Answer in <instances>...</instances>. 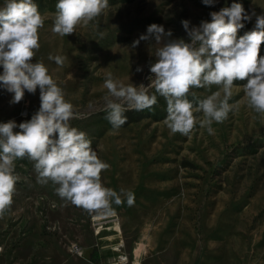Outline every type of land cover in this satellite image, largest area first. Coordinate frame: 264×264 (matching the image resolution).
<instances>
[{
    "label": "rangeland",
    "instance_id": "obj_1",
    "mask_svg": "<svg viewBox=\"0 0 264 264\" xmlns=\"http://www.w3.org/2000/svg\"><path fill=\"white\" fill-rule=\"evenodd\" d=\"M34 2L46 19L33 62L48 67L79 114L72 126L87 133L98 157L110 165L101 174L104 186L133 191L135 203L113 204L111 216L90 215L65 205L51 183H37L32 162L18 160L13 203L0 217V264H92L95 247L104 258L122 254L131 264L135 246L143 249L138 264H264V118L241 104L239 112L212 125L214 135L199 125L189 136L173 135L163 122L166 101L158 96L152 110L127 111V117L140 116L116 130L105 119L103 87L107 72L125 83L148 85L155 41L131 45L149 25H163L172 39L187 41L183 20L199 26L233 2L259 15L264 0H217L212 6L202 0H109L95 21L64 37L51 31L57 0ZM254 25L255 17L238 36ZM50 54L67 57L63 67ZM235 83L230 102L243 99L240 85L246 81ZM217 90L192 89L199 99ZM11 99L0 88V122L19 124L40 106L39 89L25 92L18 104Z\"/></svg>",
    "mask_w": 264,
    "mask_h": 264
},
{
    "label": "clouds",
    "instance_id": "obj_2",
    "mask_svg": "<svg viewBox=\"0 0 264 264\" xmlns=\"http://www.w3.org/2000/svg\"><path fill=\"white\" fill-rule=\"evenodd\" d=\"M216 2L202 0L206 6ZM108 7L109 0H57L51 31L61 37L72 35L77 26L87 27ZM210 16V21H201L199 26L190 27L188 20L181 22L187 41L172 39L171 30L153 23L132 42L135 48L141 41L154 40L155 62L150 64L147 86L125 83L112 72L105 74V119L113 129L127 123V111L152 110L158 96L166 101L163 122L173 135L189 136L197 125L214 135L212 125L239 112L241 104L264 118V56L260 55L264 13L246 11L242 3L233 2ZM253 17V29L238 36ZM45 19L34 0H4L0 6V88L12 94L11 104L20 103L25 92L35 94L37 89L40 101L29 120L0 122V217L11 208L19 180L16 162L24 159L33 163L37 183H51L65 205L90 215L111 216L115 213L113 204L121 206L126 200L129 207L134 206L135 194L104 186L101 174L110 165L98 157L87 133L72 126L79 114L65 99L48 67L43 61L33 62ZM48 59L63 67L67 57L50 54ZM136 71L142 69L137 67ZM236 81H246L240 85L243 99L230 102ZM213 86L218 90L203 99L192 91Z\"/></svg>",
    "mask_w": 264,
    "mask_h": 264
},
{
    "label": "crops",
    "instance_id": "obj_3",
    "mask_svg": "<svg viewBox=\"0 0 264 264\" xmlns=\"http://www.w3.org/2000/svg\"><path fill=\"white\" fill-rule=\"evenodd\" d=\"M138 244L139 243H142V242H137ZM136 249H138V253H139V255L138 256H136ZM141 249H142V247H140V246H135L134 247V249H133V260H131V264H136V263H139V261H140V259L139 258H141V256H142V251H141ZM143 250V249H142ZM97 251H98V254H99V259L97 260V261H95V262H92L91 260H90V258L88 259L92 264H95V263H98V262H103V263H108V264H110V263H113V262H115V261H121V257L122 256H124V255H122V254H119V257L116 259L115 257L116 256H114L113 257V260H110L109 258H104V256H103V254L101 253V251H99L98 249H97ZM100 252V253H99ZM109 252H114V251H109ZM117 255H118V253H117ZM128 263V261L126 260L125 261V263L124 264H127Z\"/></svg>",
    "mask_w": 264,
    "mask_h": 264
},
{
    "label": "trees",
    "instance_id": "obj_4",
    "mask_svg": "<svg viewBox=\"0 0 264 264\" xmlns=\"http://www.w3.org/2000/svg\"><path fill=\"white\" fill-rule=\"evenodd\" d=\"M125 115H126V114H125ZM126 116H127V115H126ZM139 116H140V115H137V116H135V117H132V116L127 117V123L130 122V120H135V119H137ZM127 123H125V124H127ZM98 259H99V254H98L97 248L95 247V248L93 249L92 254H91L90 260H91L92 262H95V261H97Z\"/></svg>",
    "mask_w": 264,
    "mask_h": 264
},
{
    "label": "built area",
    "instance_id": "obj_5",
    "mask_svg": "<svg viewBox=\"0 0 264 264\" xmlns=\"http://www.w3.org/2000/svg\"><path fill=\"white\" fill-rule=\"evenodd\" d=\"M121 261H115V262H113V263H110V264H124L125 263V261L127 260V257L126 256H122L121 258Z\"/></svg>",
    "mask_w": 264,
    "mask_h": 264
},
{
    "label": "bare ground",
    "instance_id": "obj_6",
    "mask_svg": "<svg viewBox=\"0 0 264 264\" xmlns=\"http://www.w3.org/2000/svg\"><path fill=\"white\" fill-rule=\"evenodd\" d=\"M98 217H99V216H98ZM98 217H96V218H98ZM96 218H95V219H96ZM119 229H120V228H119ZM0 249H1V248H0ZM136 264H138V263H136Z\"/></svg>",
    "mask_w": 264,
    "mask_h": 264
}]
</instances>
